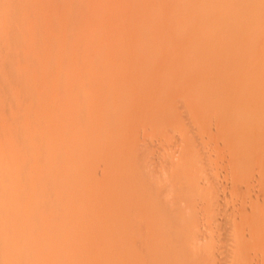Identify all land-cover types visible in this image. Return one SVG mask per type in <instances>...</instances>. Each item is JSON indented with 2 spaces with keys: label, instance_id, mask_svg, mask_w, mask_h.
I'll use <instances>...</instances> for the list:
<instances>
[{
  "label": "rangeland",
  "instance_id": "374dc122",
  "mask_svg": "<svg viewBox=\"0 0 264 264\" xmlns=\"http://www.w3.org/2000/svg\"><path fill=\"white\" fill-rule=\"evenodd\" d=\"M0 264H264V0H0Z\"/></svg>",
  "mask_w": 264,
  "mask_h": 264
},
{
  "label": "bare ground",
  "instance_id": "6f19581e",
  "mask_svg": "<svg viewBox=\"0 0 264 264\" xmlns=\"http://www.w3.org/2000/svg\"><path fill=\"white\" fill-rule=\"evenodd\" d=\"M208 1V0H207ZM86 30V29H85ZM61 34V33H60ZM77 37H78V35H77ZM70 39V38H69ZM51 42V41H50ZM68 42V41H67ZM88 43V42H87ZM84 48V47H83ZM57 50V49H56ZM55 56H57V55H55ZM54 60V59H53ZM115 61V60H114ZM131 78V77H130ZM60 84V83H59ZM127 84V83H126ZM97 99V98H96ZM8 101V100H7ZM5 103H6V101H5ZM80 103V102H79ZM61 107V106H60ZM58 108V107H57ZM51 110V109H50ZM76 112V111H75ZM51 113V112H50ZM78 114V113H77ZM52 116V115H51ZM85 122V121H84ZM116 136V135H115ZM54 154V153H53ZM53 156V155H52ZM59 157V156H58ZM139 169V168H138ZM178 214V213H177ZM177 219V218H176ZM143 223V222H142ZM170 225V224H169ZM145 227V226H144ZM165 227V226H164ZM172 230V229H171ZM163 234V233H162ZM145 235V234H144ZM160 235V234H159ZM200 236V235H199ZM141 238V237H140ZM152 239V238H151ZM185 239H186V237H185ZM148 240V239H147ZM146 241V240H145ZM157 241V240H156ZM183 242V241H182ZM184 242H185V240H184ZM155 243H157V242H155ZM164 243V242H163ZM142 244V243H141ZM176 244V243H175ZM185 245V244H184ZM143 246V245H142ZM151 246V245H150ZM158 246V245H157ZM167 246V245H166ZM162 247H163V245H162ZM155 249V248H154ZM168 250V249H167ZM204 251V250H203ZM202 251V252H203ZM205 252V251H204ZM199 254V253H198ZM157 255V254H156ZM154 257V256H153ZM202 257V256H201ZM150 258V257H149ZM168 258V257H167ZM171 258H173V257H171ZM186 259V258H185ZM196 259H198V256H197V258ZM152 263V262H151ZM160 263V262H159ZM167 263V262H166Z\"/></svg>",
  "mask_w": 264,
  "mask_h": 264
}]
</instances>
